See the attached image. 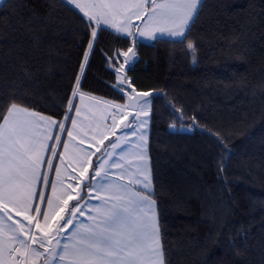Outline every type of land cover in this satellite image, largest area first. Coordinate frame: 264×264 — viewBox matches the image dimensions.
<instances>
[{
	"label": "trees",
	"instance_id": "obj_1",
	"mask_svg": "<svg viewBox=\"0 0 264 264\" xmlns=\"http://www.w3.org/2000/svg\"><path fill=\"white\" fill-rule=\"evenodd\" d=\"M87 31L62 0H8L0 7V96L35 101L61 119ZM189 40L196 63L188 41L140 42L126 73L138 91L163 93L152 98L148 148L167 258L264 264V0H204ZM130 45L101 32L81 91L123 103L100 49L111 55ZM172 104L184 110L182 120ZM193 115L228 142L224 173L216 138L189 130Z\"/></svg>",
	"mask_w": 264,
	"mask_h": 264
},
{
	"label": "snow or ice",
	"instance_id": "obj_2",
	"mask_svg": "<svg viewBox=\"0 0 264 264\" xmlns=\"http://www.w3.org/2000/svg\"><path fill=\"white\" fill-rule=\"evenodd\" d=\"M6 2L0 0V6ZM64 2L81 14L88 40L62 118L37 110L35 101L0 96V264H171L148 133L142 131L152 119V98L163 93L138 91L126 73L137 56L138 37L188 41L196 63L189 33L204 0ZM106 29L131 38L126 50L116 48L109 55L100 49L118 81L111 87L123 103L81 91L90 54ZM170 107L182 120L184 110ZM191 120L189 130L200 127L221 146L218 169L224 173L231 152L228 142L200 125L195 115ZM116 129L132 130L120 137ZM130 135L136 139L129 141ZM105 141L108 145L102 148ZM97 153L102 154L94 161Z\"/></svg>",
	"mask_w": 264,
	"mask_h": 264
},
{
	"label": "crops",
	"instance_id": "obj_3",
	"mask_svg": "<svg viewBox=\"0 0 264 264\" xmlns=\"http://www.w3.org/2000/svg\"><path fill=\"white\" fill-rule=\"evenodd\" d=\"M63 2H64V0H62ZM67 4V3H66ZM68 6H70L71 8H73L74 10H76L78 13H79V11L77 10V9H75L74 7H73V5H70V4H67ZM1 7V6H0ZM80 14V13H79ZM111 31V30H110ZM131 39V38H130ZM141 42H145V41H141ZM150 43V42H149ZM92 96H94V95H92ZM96 97H98V96H96ZM75 103H79V100H78V98L75 100ZM72 115H74V112L73 113H71ZM108 123H109V121H108ZM135 128V127H134ZM132 129H129L127 132H130ZM116 131V130H115ZM142 131H147V133H148V138H149V125L146 127V129H143ZM125 133V132H124ZM124 133H122V134H117V136H120V137H123L124 136ZM64 138H66V136L64 137ZM116 137L115 136H110L109 137V139H115ZM128 139H129V141H134L135 139H136V137H134V136H128ZM108 145V141H105L104 142V145L103 146H101L102 148H104V147H106ZM85 146H87V145H85ZM60 151H62V148H60L59 149ZM93 151H94V149H93ZM100 154L101 153H97V155H99L100 156ZM96 155V156H97ZM95 157V156H94ZM94 157H93V159H94ZM58 162V161H57ZM92 203H97V201H92Z\"/></svg>",
	"mask_w": 264,
	"mask_h": 264
},
{
	"label": "water",
	"instance_id": "obj_4",
	"mask_svg": "<svg viewBox=\"0 0 264 264\" xmlns=\"http://www.w3.org/2000/svg\"><path fill=\"white\" fill-rule=\"evenodd\" d=\"M135 51H136V48L134 49ZM137 53V52H136ZM137 60H138V55L136 56V58H135V60H134V62H133V64H132V66L131 67H133L135 64H136V62H137ZM128 66V65H127ZM129 67V66H128ZM130 67V68H131ZM153 93H160V92H153ZM154 97H157V96H154ZM130 111H134V110H130ZM129 120H131V117H129ZM123 126V125H122ZM198 130H200V131H202L201 130V128H199V127H196ZM129 129H125V130H121V129H116V133L119 135V134H122V133H124L125 131H128Z\"/></svg>",
	"mask_w": 264,
	"mask_h": 264
},
{
	"label": "rangeland",
	"instance_id": "obj_5",
	"mask_svg": "<svg viewBox=\"0 0 264 264\" xmlns=\"http://www.w3.org/2000/svg\"><path fill=\"white\" fill-rule=\"evenodd\" d=\"M74 7V6H73ZM133 23L134 24H136V25H142V21H140V20H136V19H133ZM109 30H111V29H109ZM112 32H114V30H111ZM133 31H136V29H133ZM138 39H140V41H145V42H153V41H151V40H147V39H143V38H139L138 37ZM94 149V148H93ZM95 150V149H94ZM102 154V153H101ZM100 154V155H101Z\"/></svg>",
	"mask_w": 264,
	"mask_h": 264
},
{
	"label": "built area",
	"instance_id": "obj_6",
	"mask_svg": "<svg viewBox=\"0 0 264 264\" xmlns=\"http://www.w3.org/2000/svg\"><path fill=\"white\" fill-rule=\"evenodd\" d=\"M109 123H110V120H109ZM133 128L135 127V125L132 126Z\"/></svg>",
	"mask_w": 264,
	"mask_h": 264
}]
</instances>
